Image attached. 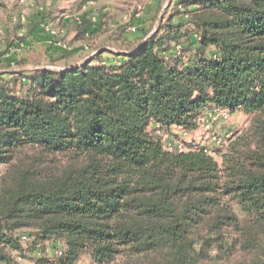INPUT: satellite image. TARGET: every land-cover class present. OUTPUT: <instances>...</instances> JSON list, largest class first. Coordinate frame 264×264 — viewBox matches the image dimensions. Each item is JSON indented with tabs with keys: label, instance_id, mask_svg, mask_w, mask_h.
Masks as SVG:
<instances>
[{
	"label": "trees",
	"instance_id": "trees-1",
	"mask_svg": "<svg viewBox=\"0 0 264 264\" xmlns=\"http://www.w3.org/2000/svg\"><path fill=\"white\" fill-rule=\"evenodd\" d=\"M150 31L64 71L0 74V264H264V0H172ZM212 107L250 117L221 162L166 148L159 129L196 130Z\"/></svg>",
	"mask_w": 264,
	"mask_h": 264
},
{
	"label": "rangeland",
	"instance_id": "rangeland-1",
	"mask_svg": "<svg viewBox=\"0 0 264 264\" xmlns=\"http://www.w3.org/2000/svg\"><path fill=\"white\" fill-rule=\"evenodd\" d=\"M89 1L0 0V53H3L0 57V74L13 72L14 69L70 68L84 63L103 47L117 53L125 52L137 43L136 39L141 37L144 30H151L149 36L158 29L169 6L164 9L167 0H106L100 5ZM171 13L170 10L168 15ZM84 16L99 19L102 28L96 35L79 37V26L75 20ZM47 17L52 19L44 23L43 19ZM129 27H136V32L129 30ZM103 57L108 64L118 62L110 54L105 53ZM4 77L9 78L7 75ZM229 111L225 118L212 107L201 116L196 130L185 131L173 126L169 133L162 129L157 133L162 135L169 150L186 145L204 146L221 162L220 152L226 149L231 138L250 124V117L245 112ZM2 172L3 166H0V175ZM46 245L50 256L54 259L61 257L57 254V251L63 250L61 243L50 240ZM13 256L22 264L33 263L29 259L19 258L16 253ZM78 264L95 263L85 254ZM111 264H124V257L119 256Z\"/></svg>",
	"mask_w": 264,
	"mask_h": 264
},
{
	"label": "water",
	"instance_id": "water-1",
	"mask_svg": "<svg viewBox=\"0 0 264 264\" xmlns=\"http://www.w3.org/2000/svg\"><path fill=\"white\" fill-rule=\"evenodd\" d=\"M170 1H171V0H167V3H166V5H165L164 9L169 5ZM163 13H164V11L162 12V15H163ZM162 15H161L160 19L162 18ZM154 33H155V30H154V31H153L148 37H150V36L153 35ZM148 37H147V38H148ZM102 51H113V52H114L113 49H110V48H107V47H103V48L99 49L98 51H96L93 55H95V54H97V53H100V52H102ZM115 52H116V51H115ZM93 55H92V56H93ZM92 56H91L90 58H88V60L91 59ZM85 62H86V61H85ZM79 65H81V64L74 65L73 67H77V66H79ZM70 68H72V67H70ZM46 69H48V68H46ZM66 69H68V68H62V69L54 68V69H51V70L64 71V70H66ZM12 71H19V70L14 69V70H12Z\"/></svg>",
	"mask_w": 264,
	"mask_h": 264
},
{
	"label": "built area",
	"instance_id": "built-area-1",
	"mask_svg": "<svg viewBox=\"0 0 264 264\" xmlns=\"http://www.w3.org/2000/svg\"><path fill=\"white\" fill-rule=\"evenodd\" d=\"M128 29L131 30V31H135V30H136V27H129ZM229 110H230L229 108H217V107H214V111H215L218 115H219V114H222L225 118L228 117V114H229V112H230ZM218 143H220V141H219ZM206 151L211 152V151H209L207 148H206ZM57 254H58L59 256H62V255L64 254V252H63V250H59V251H57Z\"/></svg>",
	"mask_w": 264,
	"mask_h": 264
},
{
	"label": "crops",
	"instance_id": "crops-1",
	"mask_svg": "<svg viewBox=\"0 0 264 264\" xmlns=\"http://www.w3.org/2000/svg\"><path fill=\"white\" fill-rule=\"evenodd\" d=\"M54 1H56V0H54ZM81 1H85V0H81ZM86 1H87V0H86ZM90 1H91V0H90ZM90 1H89V2H90ZM103 1H106V0H92L91 3H95V2H96V3H98V5H100V2H103ZM68 7H69V6L67 5L66 8H68ZM50 17H53V16L51 15ZM50 19H52V18H49V17L44 18V19H43V22H44V23H48V21H49ZM76 19H77V20H80L78 17H76ZM92 19H93V20H97V21L99 22V19L96 18V17H93ZM49 36H50V35H49ZM54 47L56 48V46H54ZM62 47H63V46H62ZM63 48H64V47H63ZM208 110H209V109H208ZM208 110H207V111H208ZM207 111H206V112H207Z\"/></svg>",
	"mask_w": 264,
	"mask_h": 264
}]
</instances>
